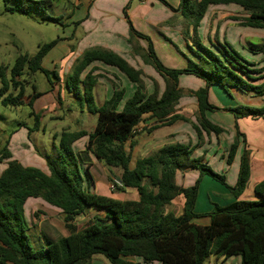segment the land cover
I'll return each mask as SVG.
<instances>
[{
	"label": "trees",
	"instance_id": "16d2710c",
	"mask_svg": "<svg viewBox=\"0 0 264 264\" xmlns=\"http://www.w3.org/2000/svg\"><path fill=\"white\" fill-rule=\"evenodd\" d=\"M3 1L15 4L6 6L9 13L24 14L36 9L44 13V18H50L47 12L54 0ZM159 1L174 10L165 0ZM231 4L244 12L243 17L235 18L241 27L264 30V0H180L178 11L197 33L209 6ZM128 24L131 34L147 42L144 53L138 54L164 79V91L147 95L141 71L113 51L89 49L83 53L69 76L68 88L70 81L81 83L82 73L95 62H101L124 74L135 85L134 92L126 97L124 89L114 90L101 105L90 107V113L97 117L92 132L63 131L59 145L53 143L52 153L43 155L49 173L22 165L13 159L6 146L0 151V161H8L0 174V264H90L95 256H103L110 264H206L213 256L223 260L240 257L241 264H264V180L254 188L257 199H240L251 170L246 150L242 153L236 184L229 186L226 176L204 163L203 156H192L190 145L179 142L165 145L136 161L133 168L132 157L125 149L145 117L154 119L156 128L178 120L187 122L186 118L173 115L181 97L179 77L182 74L194 75L206 84L196 92L199 114L198 123L193 124L198 139H201L203 132L209 135L223 132L207 118V112L220 111L209 100L210 88L215 85L226 91L233 88L263 97L264 101V75L258 76L264 70L253 69L256 64L238 52L227 39L223 43L210 39L205 43L199 37L194 40L196 44L189 45L193 58L187 57L184 69L167 68L158 58L152 40L138 33L129 18ZM54 45L53 42L40 47L33 56L17 57L9 73L8 68L0 67V109L25 105L22 98L26 74L33 76L44 71L43 61ZM250 49L264 55V44L253 45ZM89 79V85L94 87L96 80L90 74ZM38 96H31L29 106L34 105ZM230 111L236 120L264 118V104L261 107L239 105ZM35 118V127L29 130L30 139L31 134L39 130L40 117L35 115ZM236 130L238 137L242 136L237 124ZM83 137H88L85 149L76 152L73 145ZM239 144L238 138L228 148L225 157L228 165L233 163ZM91 157L109 168L120 169L117 179L124 187L119 191L136 190L139 199L119 200L92 192L91 164L87 162ZM185 168L199 172L195 184L189 188L179 186L176 181L177 172ZM204 176H211L225 185L233 202L197 214L195 206ZM180 196L184 198V208L182 215L176 216L166 209ZM30 199H42L60 210L70 234L54 241L47 239L45 246L34 250L29 236L31 227L25 217V205ZM91 210L95 212V218L78 231L72 223ZM200 217L208 218L209 225L196 224L194 220Z\"/></svg>",
	"mask_w": 264,
	"mask_h": 264
},
{
	"label": "rangeland",
	"instance_id": "374dc122",
	"mask_svg": "<svg viewBox=\"0 0 264 264\" xmlns=\"http://www.w3.org/2000/svg\"><path fill=\"white\" fill-rule=\"evenodd\" d=\"M92 1L94 0H54L53 6L51 9L49 8L47 12L50 18H44V13L36 9H30L24 14L9 13L5 10L6 6H13L15 4L13 2H4L0 0V67L8 68L9 73L17 57L25 54L33 56L39 51L40 47L50 45L53 42L55 43L48 51L43 61L42 68L44 71H39L33 76L26 74L24 81L25 95L22 98L25 105L0 109V117H2L0 121V151L6 146L12 153L13 159L18 160L26 167H36L49 173L43 155L52 153L53 143L59 145L60 134L63 131L92 132L96 125L97 117L90 113V107L94 104L97 106L101 105L104 100L110 97L114 90L124 89L126 91V97L132 95L134 92L131 86L132 83L124 74L118 69H113L112 67L101 64V62L94 63L82 73L80 76L81 83L70 81L71 84L68 88L67 82L69 81V76L73 72V67L77 64V61L80 60L84 52L89 49H105L106 51L115 52L112 47H121V41L117 39L111 40L108 37H103L102 34H97V32H101V29L108 30L110 27H113V30H121L122 35L126 32H130V27L124 22L123 17L122 19H118L116 16H105L103 11L100 14H95L94 18L90 16V18L82 20L84 23L82 22L79 24L80 20H78V16L82 14L84 17L87 16V11L92 5L93 7L90 13L91 15L93 14L92 11L95 5ZM144 1L149 3V7L152 3L157 2L155 0H98L96 6L102 5L107 8V11L105 10L107 13L117 15L121 12L122 8H126L129 5V12H134L138 7L143 6L142 2ZM167 2L174 9L172 10L174 15L171 18L169 17L170 19L164 17V22L162 21V17L161 23L157 24L154 28H152L153 26L147 28L144 24H139L138 29H135L146 34L144 32V28L146 27L149 33L151 32L157 35L162 29L173 28L180 31L183 39L185 38L190 46L193 43L196 44L194 40L197 37L203 40V42L208 39V36H212L211 41L213 42L218 39L223 43L225 39H229L232 43H237V48L235 49L245 58L251 57L254 59L253 62L256 65L252 66L253 69L264 70V55L261 53V55H258L250 49L253 45L261 46L264 44V30L241 27L239 22L235 19L244 16V12L239 9L240 7L234 4H232L233 6H209L204 14V19L202 18L203 21L201 20L202 23L200 22L201 27L199 26L196 33L193 30L192 24L190 25L186 18L182 16V13L178 11L179 5L175 8V5L178 3L180 4V0H167ZM77 6L80 12L76 11L74 15H70L69 13L74 11ZM142 8L141 13L143 14L146 10ZM156 11L157 10H154L152 12L157 13V18H160L161 15L163 16L162 13ZM108 23H111V25H108ZM98 27L100 28L98 29ZM165 34L169 36L168 33L165 32ZM174 35L176 37L168 38L163 36V39L170 41L176 48L180 47L178 48L179 50L175 49L177 53L180 52L186 55L189 52L188 48L185 44L176 39L178 38L177 33ZM134 36L136 38H130L133 50L131 53L130 51L127 53L129 62L135 69L141 71V80L143 81L147 95L153 92L158 93L159 91L161 94L165 88L164 79L150 64L143 62L141 56L138 54V52H140V54L141 52L144 53V50L147 48V42L137 35ZM119 39L123 42L126 40L123 36L119 37ZM105 41L110 42V44L107 43L108 47L106 44H104V47L100 46L101 44L99 43ZM245 51L249 54H246ZM252 55L257 56L252 57ZM179 57L178 54L175 55V58L168 57L167 59H169L168 62L170 63L168 66H164L170 69H184L185 67L182 68L183 66L178 67L177 65L181 62ZM174 61L176 63H174ZM93 67L96 69L92 70ZM89 74L96 80L94 87L89 85L91 84ZM263 75L264 71L258 76ZM85 79L86 84L83 83ZM33 85L35 86V91L33 90ZM202 88H205V85L194 77H186L181 80L179 90L181 91L180 99L182 100L175 106L173 115L184 116L187 122L178 120V122L173 125V128H176V130L169 138L168 144L186 142L198 149L205 143L214 144L218 142L224 146L223 155L227 156L228 148L239 138L240 144L236 152L238 156L237 170L244 150L248 152L249 161L252 163L254 170L259 169L260 166L262 167L260 161L264 160V151H261L258 146L261 144L262 147H264V119L259 118L252 120L253 124H250V126L253 128V135L249 136L239 131L242 136L238 137L235 126V122L237 121L230 109L239 106L240 104L238 101L244 100H239L233 88H229L228 91H226L219 85L212 87L211 102L215 107L219 108L220 111H215L210 114L215 122H223V126H219L223 129L220 135L214 133L209 135L203 132L201 139L197 140L192 132L190 133V131L186 129H179L182 124L189 123L188 125L193 127V124L198 123L199 108L193 103L197 100L196 92ZM16 93H18V91ZM33 94H39V96L34 102V105L32 104L29 106ZM258 99L259 101H253V103L264 104L262 98ZM223 109H226V111ZM35 115L40 117L39 130L34 131L30 139L29 130L35 127ZM227 119L230 120L232 124H228L229 121L226 124L225 122ZM148 120L149 117H145V121L140 125L138 135L144 133L149 134L147 130L150 128L152 122H148ZM56 134L58 135L57 138L55 137ZM243 139L245 142H243ZM250 139L252 142H249ZM155 141L160 140L156 139ZM87 142L88 137H83L78 140L73 145L74 150L76 152L83 151ZM193 142L196 143L194 144ZM127 147L130 155L133 153L134 159L138 158L137 155L139 156L140 153H136L129 143ZM217 147L218 146L205 149L207 153L203 154V158L208 159L209 162L206 164L215 170L216 173L226 176L230 169V165L226 163L222 155L219 153L218 155L215 154ZM209 150L213 151V153L210 154V152H208ZM157 151L158 150L151 152L148 156ZM87 162L91 164L89 169L94 177L93 180L97 181V191L100 195H112L115 199L120 200L137 197L138 192L136 190L128 189L122 192L119 190L112 191L110 189L109 185L113 179L119 177L121 173L120 169L108 168L104 163L99 162L94 157H91ZM7 163V160L0 161V174L6 169ZM184 180L185 179L182 178V181ZM236 180L237 179L231 181L230 179H226V183L229 186H234ZM200 184V203L197 208V211L200 213L210 212L208 211L209 207L213 209L216 205L223 206L225 203L222 202V200L225 201L229 199L225 197V195L214 197L211 199L213 205L210 206L209 195L211 193H216V188L220 189L218 186H222L227 192L229 190L225 185L213 179L211 176H204ZM179 198L184 200L182 196ZM179 198L176 199L171 206L172 213L175 215H181V213H183V209L177 204ZM227 205L229 204L227 203L226 206ZM95 216V212L88 213L87 216H79L72 224L76 226L78 231L82 230L91 224ZM25 217L31 227L29 236L31 246L34 250L45 246L47 244V239L54 241L70 234L66 227L62 212L51 207L42 199L27 201L25 205ZM196 222L205 225L208 223V219H206V217H200L196 219ZM127 259L135 262L139 261L137 258ZM240 260L241 259L238 257H233L227 259L226 264H241ZM90 264L110 263L103 256H95Z\"/></svg>",
	"mask_w": 264,
	"mask_h": 264
},
{
	"label": "crops",
	"instance_id": "0c3cea01",
	"mask_svg": "<svg viewBox=\"0 0 264 264\" xmlns=\"http://www.w3.org/2000/svg\"><path fill=\"white\" fill-rule=\"evenodd\" d=\"M79 1V0H78ZM98 0H94V1H92L93 3H94V8H93V14L91 15V13H90V10L92 9V7H93V5H92V7L87 11V16H85L84 17V15L82 14V15H79L78 16V20H80L79 21V24L80 23H82L83 21L82 20H85L86 18H90V16H92V18H94L95 16V14H100V13H102V11L104 12V14H105V16L106 15H110V16H116L118 19H122V17L124 18V22H126V24H127V26L129 25L128 24V18H129V20L131 21V23H132V25H133V27L134 28H136V29H138V25L140 24V25H142V24H144L147 28L148 27H152V28H154V27H156V25L157 24H160L161 23V18L163 19L162 21H164V17L165 18H171L174 14H173V11H172V9L171 8H167V6L163 3V2H161V1H159V0H155V1H157V2H154V3H152L151 4V6L149 7L148 5H149V3H146V1H144V2H142V5L143 6H141V7H138L136 10H134V12H129V7H130V5L128 6V7H124V8H122V10H121V12L120 13H118V11H117V15H113V14H109V13H107L106 11H107V8H105L104 6H102V5H97L96 6V2H97ZM114 1V0H113ZM166 2H167V0H165ZM168 3V2H167ZM77 4H78V2H77ZM141 4V3H140ZM169 4V3H168ZM179 5V3L177 4V5H175V8H177V6ZM218 6H233L232 4L231 5H218ZM143 7V8H142ZM141 8L142 9H144V10H146L143 14L141 13ZM127 9V10H126ZM165 9H167V10H165ZM240 9V8H239ZM106 10V11H105ZM154 10H157L156 12H158V13H162L163 14V16L161 15L160 16V18H157V13H154V12H152V11H154ZM80 12L79 11V9H78V6H77V8L76 9H74V11H71L69 14L70 15H74L75 14V12ZM126 13H127V15H126ZM128 17V18H127ZM169 18V19H170ZM204 19V18H203ZM203 19H202V21H203ZM202 21H201V23H202ZM165 22V21H164ZM84 23V22H83ZM111 25V23H108V25ZM144 28V32L146 33V34H144V33H141V32H139V31H137L136 29V31L138 32V33H141V34H143V35H146V36H148L151 40H152V42H153V45H154V49H155V52H156V54H157V56H158V58L161 60V62L164 64V65H169V63L170 62H168L169 61V59H167L168 57H171V58H175V55L176 54H178V56H180L179 57V59L181 60V62H179V64H177L178 65V67H182V68H184V67H186L187 66V57H189V58H193V55L191 54V52H190V49H189V43L187 42V40L184 38L183 39V36H182V34L180 33V31H178V30H175V29H171V28H167V29H162L161 31H160V33L159 34H157V35H154L153 33H149V31H147V28ZM201 27V26H200ZM100 27H98V29H99ZM243 28H245V27H243ZM248 27H246V29H247ZM97 29V30H98ZM251 29V28H250ZM255 30V29H254ZM101 32H97V34H102V36L103 37H108V38H110L111 40L112 39H114V40H119V41H121V47H117V46H115V47H112V49L115 51V52H117V54L119 53V55L121 54V56L122 57H124L128 62H129V56H128V51H130V53H131V51L133 50L132 49V46H131V43H130V38L131 37H134V38H136L133 34H131V32H126L124 35H122L121 34V30H113V27H110L108 30L107 29H101L100 30ZM200 31V30H199ZM165 32L166 33H168L169 34V36H167L166 34H165ZM177 33V35H178V38H176L179 42H182L183 44H185L186 45V47L188 48V50H189V52L186 54V55H183V54H181L180 52L179 53H177V51L175 50V49H177V50H179L178 48H180V47H178V48H176L175 47V45L174 44H172L170 41H168V40H165V39H163L165 36L166 37H168V38H170V37H174L175 35L174 34H176ZM121 36H123L126 40H125V42H123L122 40H120L119 39V37H121ZM164 36V37H163ZM176 37V36H175ZM208 39H212V36H208L207 37ZM208 39L206 40V41H204L205 43H207V41H208ZM217 41H219L218 39H216ZM203 41V40H202ZM228 41L231 43V44H233L234 46H235V48H237V43L235 44V43H232L229 39H228ZM220 42V41H219ZM107 43H109L110 44V42H107V41H105V42H101V43H99V44H101L100 46H102V47H104V44H106V46L108 47V45H107ZM110 46V45H109ZM175 47V48H174ZM108 50H111V49H108ZM245 53L246 54H249L248 52H246L245 51ZM258 55H261V54H258ZM263 55V54H262ZM254 56H257V55H252V57H254ZM250 61H253L254 59H252L251 57L250 58H248ZM177 61V60H176ZM95 63H97V62H95ZM99 63V62H98ZM130 63V62H129ZM174 63H176L175 61H174ZM101 64H103V63H101ZM104 65V64H103ZM110 67V66H109ZM113 69H116V68H114V67H112ZM111 68V69H112ZM178 69V68H177ZM179 69H181V68H179ZM117 71V70H116ZM186 77H194V78H196V79H198V80H200L205 86H206V84H205V82L203 81V80H201V79H199V78H197V77H195L194 75H190V74H182L180 77H179V87H180V82H181V80L183 79V78H186ZM131 86L133 87V89H134V87H135V85L132 83L131 84ZM212 87L210 88V90H209V100H210V102H211V92H212ZM233 91L235 92V93H237V95H238V97H239V100H244V101H238L239 102V104L240 105H247V106H252V107H261V106H263V104H257V103H253V101L255 102V101H259V99L258 98H262V101H263V97H257V96H255L254 94H252V93H242V92H239L238 90H236V89H233ZM113 92V91H112ZM112 94V93H111ZM111 96V95H110ZM246 99V100H245ZM181 100L182 99H180L179 101H178V103L179 102H181ZM193 104H195V105H197V107L199 108V105H198V100H196L195 101V103H193ZM211 104H212V102H211ZM211 112H207V118L212 122V123H214V124H216V125H218V126H223V122L222 121H219V122H215V120H214V118L212 117V115L210 114ZM212 113H214V112H212ZM177 116H180V115H177ZM181 117H184V116H181ZM254 118H251V117H248V118H244V119H239V120H236L237 122H235V126H236V123H237V125H238V128H239V131H242L244 134H248L249 136L250 135H253L254 134V132H253V128L250 126V124H253V122H252V120H253ZM261 119H264V118H261ZM181 121V120H180ZM229 121V122H228ZM148 122H152L151 124H150V128L148 129V130H151L150 132H149V134H147V133H144V134H140V135H138V132H139V128H140V125L137 127V129H136V133H135V136L131 139V140H129L127 143H126V145H125V149H126V151L128 152V153H130L129 152V150H128V147H127V145H128V143H129V145H131V148H133L134 149V151L136 152V153H140L139 154V156L137 155V157L138 158H136V159H134V156H133V153H131V157H132V160H131V168H133L134 166H135V163H136V161H138L139 159H143V158H146V156H148L151 152H153V151H156V150H159V149H161L163 146H165V145H167L168 144V142H169V138L171 137V135L175 132V130H176V128H173V125L176 123V122H178V121H176V122H174V123H172L171 125H169V126H161L160 125V127H155V126H157V124H156V121L154 120V119H149L148 120ZM225 122V121H224ZM227 122H228V124H232V123H230V120H226V124H227ZM218 123V124H217ZM189 124V123H188ZM187 123L186 124H182V126L181 127H179V129H186L187 131H190V133L192 132L193 134H194V136H195V138H197V140H198V136H197V133H196V131L194 130V128L192 127H190V125H188ZM230 127V126H229ZM142 128V127H141ZM194 130V132H193V130ZM156 139H159L160 141H155ZM249 142H252V140L250 139L249 140ZM254 142V141H253ZM179 143H183V142H179ZM194 144L196 143V142H193ZM183 144H185V145H189V144H187L186 142H184ZM216 146H218L217 148H216V151H215V154H217L218 155V153L220 154V155H222V158H224L225 160H226V156L225 155H223V149H224V146L221 144V143H218V142H216V143H214V144H203L200 148H195L193 145L191 146L190 145V147L192 148V156L193 157H201V156H203V154H206L207 152L205 151V149H210L211 147H216ZM259 147V149L261 150V151H264V147H262V145L260 144V146H258ZM144 152V153H143ZM208 152H210V154L211 153H213V151H211V150H209ZM213 160V159H212ZM237 161H238V156L236 155V157H235V159H234V161H233V163L230 165V169H229V171H228V173H227V175H226V179L228 180V179H230L231 181L232 180H235V179H237L238 178V173H239V168H238V170H237ZM204 162L205 163H208L209 161H208V159H204ZM261 163H262V167L260 166L259 167V169H255L254 170V168H253V166H252V163H250V178H249V182H248V185H247V187H246V189H245V191H244V193L241 195V197H240V199L241 200H249V199H252V200H255V199H257V197H256V195H255V192H254V188H255V186L259 183V182H261V181H263L264 180V160H261L260 161ZM102 163V162H101ZM105 165V164H104ZM216 166H217V164H216ZM219 166V165H218ZM239 167H240V165H239ZM109 168V167H108ZM112 169V168H111ZM224 169H225V167H224ZM91 172V171H90ZM199 177V172L197 171V170H192V169H187V168H185V169H181V170H179L178 172H177V176H176V181H177V184L179 185V186H181V187H183V188H189V187H192L194 184H195V182H196V179ZM119 178V177H118ZM182 178H184L185 180L184 181H182ZM94 179V177L92 176V173H91V184H90V190L92 191V192H94V193H96V194H99L100 195V193H98V191H97V181H95V180H93ZM237 181V180H236ZM235 182V181H234ZM234 182H233V185H234ZM99 183V182H98ZM236 184V183H235ZM201 185V184H200ZM200 185H199V192H198V198H197V202H196V206H195V212L197 213V214H203V213H200L199 211H197V208H198V204L200 203L199 202V199H200ZM218 187H220V189H218V188H216V190H217V192L216 193H211L210 195H209V202H210V206H212L213 205V202L211 201V199H213L214 197H221V196H223V195H225V197H228L229 199L228 200H225V201H223L222 200V202H224L225 204L223 205V206H226V204L228 203V204H230L231 202H233V200H232V198H230L229 197V191L227 192V191H225L224 190V188L222 187V186H218ZM128 190V189H127ZM133 190V189H132ZM126 191V190H125ZM124 191V192H125ZM105 196V195H104ZM110 196V198H114L112 195H109ZM109 196H107V197H109ZM179 198V197H178ZM178 198H176V199H178ZM115 199V198H114ZM139 199V195H137V197L136 198H133V199H127V200H138ZM175 199V200H176ZM30 200H32V199H30ZM120 200V199H119ZM121 200H123V199H121ZM124 200H126V199H124ZM174 200V201H175ZM29 201V200H28ZM174 201L172 202V204L171 205H169L168 207H169V209H168V207H167V210H168V212H172V210H171V206L174 204ZM178 203L177 204H179V206L181 207V209H183V202H184V200L182 199V198H179V200L177 201ZM212 209H211V207H209V209H208V211H211ZM91 212H93L92 210L91 211H89L88 213H91ZM88 213L85 215V216H87L88 215ZM100 215H103L102 213L100 214ZM181 215H182V213H181ZM176 216H180V215H176ZM206 219H208V218H206ZM194 222L196 223V224H199V225H202V224H200V223H197L196 222V219L194 220ZM209 223H210V221H209V219H208V223L207 224H205V225H202V226H207V225H209ZM238 258H240V257H238ZM241 261V260H240ZM206 264H226V260H223L222 258H220V259H218L217 257H211L209 260H208V262L206 263Z\"/></svg>",
	"mask_w": 264,
	"mask_h": 264
},
{
	"label": "built area",
	"instance_id": "2783aa9c",
	"mask_svg": "<svg viewBox=\"0 0 264 264\" xmlns=\"http://www.w3.org/2000/svg\"><path fill=\"white\" fill-rule=\"evenodd\" d=\"M109 187L112 191H117L120 190V188H123L124 185L119 179L116 178L111 181Z\"/></svg>",
	"mask_w": 264,
	"mask_h": 264
}]
</instances>
